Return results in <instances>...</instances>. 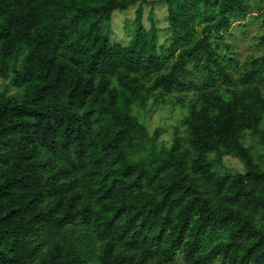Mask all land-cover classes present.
Here are the masks:
<instances>
[{"label": "trees", "instance_id": "obj_1", "mask_svg": "<svg viewBox=\"0 0 264 264\" xmlns=\"http://www.w3.org/2000/svg\"><path fill=\"white\" fill-rule=\"evenodd\" d=\"M147 2L0 0V264H264V53L223 42L263 1L157 0L166 45ZM153 89L187 107L169 145L132 113Z\"/></svg>", "mask_w": 264, "mask_h": 264}, {"label": "rangeland", "instance_id": "obj_2", "mask_svg": "<svg viewBox=\"0 0 264 264\" xmlns=\"http://www.w3.org/2000/svg\"><path fill=\"white\" fill-rule=\"evenodd\" d=\"M143 7V24L149 27L148 16L152 11V16L160 29L159 44L166 45L168 33L166 32V6L157 0H147ZM263 7H264V0ZM135 6H130L124 11H113L111 15L110 42L126 45L131 40L129 24L135 15ZM260 12H253V16H248L243 22L234 23L229 31L224 33L223 42L230 45V49L236 53L239 60H244L248 56H257L264 53V45H260L259 36L264 30L261 23ZM224 44L220 50H224ZM6 83V81H5ZM0 79V87L5 85ZM157 89L151 90L145 107L133 106L132 113L139 121L146 124L151 130L159 133L158 142L169 145L174 128L177 126L178 135L183 138L185 127L181 124V119L187 114V107L184 105H173V94H164L159 100H155ZM243 144L249 149L253 160L264 168V151L258 143L256 137L246 131L242 136ZM214 154H210L213 157ZM217 173L243 172L244 166L241 161L233 156H223L222 163L215 167Z\"/></svg>", "mask_w": 264, "mask_h": 264}]
</instances>
